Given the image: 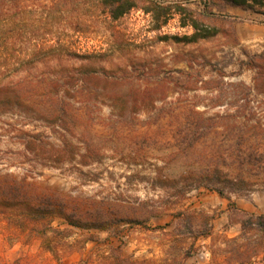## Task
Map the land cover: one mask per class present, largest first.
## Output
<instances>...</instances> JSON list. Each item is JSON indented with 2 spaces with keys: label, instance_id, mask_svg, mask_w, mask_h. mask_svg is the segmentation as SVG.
<instances>
[{
  "label": "rangeland",
  "instance_id": "rangeland-1",
  "mask_svg": "<svg viewBox=\"0 0 264 264\" xmlns=\"http://www.w3.org/2000/svg\"><path fill=\"white\" fill-rule=\"evenodd\" d=\"M6 173L108 227L0 264H264V0H0Z\"/></svg>",
  "mask_w": 264,
  "mask_h": 264
},
{
  "label": "trees",
  "instance_id": "trees-1",
  "mask_svg": "<svg viewBox=\"0 0 264 264\" xmlns=\"http://www.w3.org/2000/svg\"><path fill=\"white\" fill-rule=\"evenodd\" d=\"M234 5L248 7V0H227ZM125 10L118 8L116 12H112L113 17L118 18L123 15ZM199 34V37H208L211 32ZM34 140H27L26 149H32ZM54 155L51 156V163H58L65 160L64 154L67 153L64 142L56 143L49 141ZM53 157V158H52ZM54 159V160H52ZM31 183L27 182L26 178L18 177L11 173L0 175V215L9 223H13L23 229H30L39 235L45 243L50 245V233H64L66 238L67 233H70L68 228L60 229V224L55 226V221L60 220L70 226L78 228L98 227L106 229L105 224L91 223L84 224L74 208H71L67 202L61 201L60 197L54 193L41 192L40 194L31 192ZM30 186V187H29ZM79 216V217H78ZM49 249L52 250V248ZM248 263V262H245ZM243 263V264H245Z\"/></svg>",
  "mask_w": 264,
  "mask_h": 264
}]
</instances>
